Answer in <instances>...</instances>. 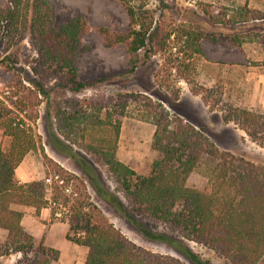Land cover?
Returning <instances> with one entry per match:
<instances>
[{
    "label": "trees",
    "instance_id": "16d2710c",
    "mask_svg": "<svg viewBox=\"0 0 264 264\" xmlns=\"http://www.w3.org/2000/svg\"><path fill=\"white\" fill-rule=\"evenodd\" d=\"M52 1L8 0L7 8H0V47L10 48L29 34L30 47L36 54L31 69L39 79L32 84L36 94L46 99V109L49 107V92L44 89V83L57 80L61 90L72 93L91 86L79 80L74 65L76 57L84 51L82 40L89 32V24L84 16L78 15L56 27ZM118 1L129 17L128 31L115 34L107 28H99L105 47L124 43L127 52L134 55L142 49L148 48L149 51L153 43L160 49L167 46L168 39H158L157 26L140 25L137 12L125 0ZM262 16L245 4L231 19L234 22L238 17V22H245L262 20ZM259 36L264 42V34ZM185 37L188 38L187 46L196 47L197 54L202 53L201 41L219 42L210 33L192 30L187 31ZM257 39L255 34L247 33L232 37L229 43L239 47L257 42ZM197 89L201 90L200 87ZM211 93L204 90L202 99L205 103ZM218 95L221 97V93ZM13 97L0 95V131L8 140L6 147L0 145V229L6 233L0 243V258L19 255L14 264H52L58 261L57 250L44 246L43 242L36 243L35 238L22 228L24 213L15 207H28L33 208L36 215L49 208L51 221L67 226L66 240L87 249L84 264H195L184 251L187 262L142 249L125 238L90 202L83 182L64 171L47 157L42 147H38L40 139L27 125L25 120L29 116L25 109L36 108L40 102L34 104L30 99L12 101ZM117 97L119 116H123L122 111L130 102H141L149 122L155 127L151 150L157 158L152 162L149 174L140 176L118 160L115 144L120 132L119 119L115 125L108 124L115 144L102 138L98 144L88 143L81 147L96 156V162L104 167L126 203L153 224L178 232L183 239L208 248L231 264H263L264 167L218 150L201 130L169 114L149 98L139 101L132 94ZM47 115L49 117V111ZM78 116L76 111L67 115L60 109L54 114L60 136L66 141H79L80 145L83 138L82 135L77 137L74 123L79 124ZM29 119L34 121L37 116ZM87 119L83 114L82 120ZM221 120L224 124L237 126L252 143L264 149V111L226 105L222 108ZM38 148L46 171L51 168L54 173L50 188L45 182L48 173L45 180L24 183L15 177V170L27 154ZM72 180L80 189L77 187L76 192L66 194L67 185ZM95 184L92 186L98 197L123 213L119 199L100 181Z\"/></svg>",
    "mask_w": 264,
    "mask_h": 264
},
{
    "label": "rangeland",
    "instance_id": "374dc122",
    "mask_svg": "<svg viewBox=\"0 0 264 264\" xmlns=\"http://www.w3.org/2000/svg\"><path fill=\"white\" fill-rule=\"evenodd\" d=\"M125 1L137 12L140 25L158 27V39H168L165 48L160 49L153 43L149 51L146 48L130 55L124 43L112 48L104 46L99 28H107L115 34L128 31L129 17L118 0H53L56 27L78 15L84 16L89 24V32L82 40L84 51L76 57L74 65L79 80L91 86L72 93L61 90L57 80L44 83V89L49 92V107L46 109V99L36 94L32 84L39 79L32 73L36 54L30 47L27 33L25 39L16 45L7 49L0 47V95L14 96L12 101L30 99L34 104L40 102L36 108L25 109L29 118L37 116L34 121L28 117L25 121L32 128L33 135L40 139L38 147H42L47 157L64 171L83 182L90 202L130 242L183 262L188 261L186 253L195 264H231L208 248L189 242L178 232L155 225L136 213L117 192L104 167L96 162V156L82 149L81 145L98 144L102 138L115 144L108 124L115 125L119 119L116 156L138 175L147 176L157 158L151 150L155 127L149 122L141 102H130L122 111L123 116H119L120 109L116 104L117 95L132 94L139 101L149 98L169 114L201 130L218 150L264 167V149L252 143L237 126L224 124L221 120V111L226 105L264 111L261 106L263 83L258 79L264 75V42L259 36L264 34V16L262 20L245 22H238L239 18L235 17L236 23L233 22L231 18L245 5L244 0ZM256 4L264 5V0H256ZM7 6L8 0H0V8ZM259 12L264 15V8ZM190 30L210 33L219 42L201 41L202 53L197 54L196 47H188L186 43L185 33ZM247 33L255 34L257 42L239 47L230 45L232 37ZM206 89L212 93L205 103L202 95ZM59 109L67 115L75 111L79 113L80 122L74 123L77 137L82 135L83 138L80 145L78 140L77 143L73 139L71 142L64 140L56 130L54 114ZM83 114L88 117L86 121L82 120ZM7 144L8 140L0 131V145L6 147ZM21 168L28 173L30 181L45 180L48 173L45 182L50 188L54 173L51 168L46 171L39 148L27 154ZM98 181L119 199L123 213L98 197L92 186L94 183L98 185ZM77 187L78 183L73 180L67 185L70 194L76 192ZM63 225L60 223L59 227ZM40 242L43 241L36 240V243ZM80 249L78 257L82 261V251L85 250ZM18 258L19 255L1 257L0 264H14Z\"/></svg>",
    "mask_w": 264,
    "mask_h": 264
},
{
    "label": "crops",
    "instance_id": "0c3cea01",
    "mask_svg": "<svg viewBox=\"0 0 264 264\" xmlns=\"http://www.w3.org/2000/svg\"><path fill=\"white\" fill-rule=\"evenodd\" d=\"M249 8L261 11L264 8L263 4H256V0H244L243 4H246ZM263 8H262V6ZM259 82H262V97L261 106L264 108V75L258 77ZM24 160L21 164H23ZM21 164L15 170V177L20 182H29L30 178L28 173H24ZM15 210L22 211L24 216L21 220V226L24 231L35 238L37 241H43L44 245L55 249L59 252L58 264H84L87 249L83 248L82 251L84 259L79 260L78 254L80 252L79 246H76L68 242L65 238L67 232V226L63 225L59 227L60 223H53L51 221V214L48 209L40 211L39 215L35 214L33 208L15 207ZM6 236L5 231L0 229V243L4 241ZM80 262V263H79Z\"/></svg>",
    "mask_w": 264,
    "mask_h": 264
},
{
    "label": "built area",
    "instance_id": "2783aa9c",
    "mask_svg": "<svg viewBox=\"0 0 264 264\" xmlns=\"http://www.w3.org/2000/svg\"><path fill=\"white\" fill-rule=\"evenodd\" d=\"M55 178H56V177H55ZM55 180H57V178H56ZM59 184L61 185L62 182H59ZM65 193H66V194L70 193L69 189H66V190H65ZM58 216H59V215H58Z\"/></svg>",
    "mask_w": 264,
    "mask_h": 264
}]
</instances>
